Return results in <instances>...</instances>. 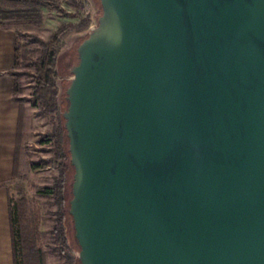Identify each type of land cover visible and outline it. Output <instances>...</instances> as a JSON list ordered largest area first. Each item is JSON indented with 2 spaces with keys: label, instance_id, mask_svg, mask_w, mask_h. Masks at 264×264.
Here are the masks:
<instances>
[{
  "label": "water",
  "instance_id": "water-1",
  "mask_svg": "<svg viewBox=\"0 0 264 264\" xmlns=\"http://www.w3.org/2000/svg\"><path fill=\"white\" fill-rule=\"evenodd\" d=\"M61 116L79 264H264V0H98Z\"/></svg>",
  "mask_w": 264,
  "mask_h": 264
},
{
  "label": "rangeland",
  "instance_id": "rangeland-1",
  "mask_svg": "<svg viewBox=\"0 0 264 264\" xmlns=\"http://www.w3.org/2000/svg\"><path fill=\"white\" fill-rule=\"evenodd\" d=\"M0 19L4 29L16 36L15 80L19 99V144L8 197L15 219L17 264H69L76 257L71 240L70 221L65 219L67 247L61 246L56 230L57 203L52 195L59 160L55 158L50 136L58 126L65 101V89L77 62L76 49L97 23L98 0H1ZM87 19L88 29L81 30ZM55 36L59 48L55 66L58 109L51 114L32 101L35 82L31 77L34 61L42 49L37 41L49 42ZM59 106L61 108H59Z\"/></svg>",
  "mask_w": 264,
  "mask_h": 264
},
{
  "label": "trees",
  "instance_id": "trees-1",
  "mask_svg": "<svg viewBox=\"0 0 264 264\" xmlns=\"http://www.w3.org/2000/svg\"><path fill=\"white\" fill-rule=\"evenodd\" d=\"M7 15L8 13L0 10V19H5ZM82 25L83 26L81 30L88 29L90 26L87 19L83 21ZM37 42L41 44L42 49L40 51V55L30 63V66L33 67V73L31 74V77L35 82L32 101L38 104L42 108L43 112L51 114L58 109V88L55 82V66L59 48L55 46V36H53L49 42H43L40 40ZM14 85V92H17L16 83ZM59 108L61 107L59 106ZM65 108L66 107H64V109ZM50 136L53 139L55 158L59 160L58 175L54 178L52 185V195L58 207L56 230L60 238L61 246L67 247L68 243L67 237L65 235V219H69L71 233L70 237L76 247L77 253L78 246L74 239L72 220L68 214L69 200L71 199L73 168L70 164L66 131L64 129V121L61 115H58V126ZM10 215L14 264H17L15 252V219L11 210ZM68 263L79 264L77 257H68Z\"/></svg>",
  "mask_w": 264,
  "mask_h": 264
},
{
  "label": "crops",
  "instance_id": "crops-1",
  "mask_svg": "<svg viewBox=\"0 0 264 264\" xmlns=\"http://www.w3.org/2000/svg\"><path fill=\"white\" fill-rule=\"evenodd\" d=\"M16 62V36L0 26V264H14L8 183L13 179L19 144L21 107L14 92Z\"/></svg>",
  "mask_w": 264,
  "mask_h": 264
}]
</instances>
